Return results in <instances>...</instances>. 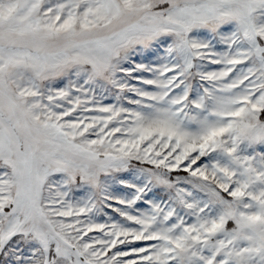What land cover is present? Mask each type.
Returning a JSON list of instances; mask_svg holds the SVG:
<instances>
[{
  "label": "snow or ice",
  "instance_id": "1",
  "mask_svg": "<svg viewBox=\"0 0 264 264\" xmlns=\"http://www.w3.org/2000/svg\"><path fill=\"white\" fill-rule=\"evenodd\" d=\"M0 264H264V0H0Z\"/></svg>",
  "mask_w": 264,
  "mask_h": 264
}]
</instances>
